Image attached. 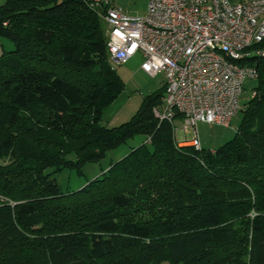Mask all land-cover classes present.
I'll return each mask as SVG.
<instances>
[{
	"label": "trees",
	"instance_id": "1",
	"mask_svg": "<svg viewBox=\"0 0 264 264\" xmlns=\"http://www.w3.org/2000/svg\"><path fill=\"white\" fill-rule=\"evenodd\" d=\"M109 3H111L109 1ZM94 0H4L0 41V264H264V56L233 139L176 141L146 96L118 126L124 84ZM255 49L264 50V45ZM146 141L78 190L57 175Z\"/></svg>",
	"mask_w": 264,
	"mask_h": 264
},
{
	"label": "built area",
	"instance_id": "2",
	"mask_svg": "<svg viewBox=\"0 0 264 264\" xmlns=\"http://www.w3.org/2000/svg\"><path fill=\"white\" fill-rule=\"evenodd\" d=\"M107 49L113 66L143 57L140 70L165 74L162 104L153 109L161 121L181 119L196 135L198 125L229 127L241 112L247 80L257 69L245 63L264 45V0H149L143 16H131L109 3Z\"/></svg>",
	"mask_w": 264,
	"mask_h": 264
},
{
	"label": "rangeland",
	"instance_id": "3",
	"mask_svg": "<svg viewBox=\"0 0 264 264\" xmlns=\"http://www.w3.org/2000/svg\"><path fill=\"white\" fill-rule=\"evenodd\" d=\"M118 8L131 16H143L147 12L148 0H111ZM101 29L106 36L108 25L104 18H100ZM13 48L11 42L7 40L0 41V53L3 50L9 51ZM264 51V50H263ZM110 60V58H109ZM111 62V61H110ZM143 57L139 53L133 59L121 66H115L116 74L124 84L123 91L117 99L103 111L102 124L106 127H118L130 121L134 115L140 110L143 100L146 96L153 95L162 90L165 83V74L161 73L157 77L152 78L140 71ZM112 64V62H111ZM113 65V64H112ZM257 85V80H247L245 89L241 97V105L244 107L252 98L254 88ZM241 114L234 117L229 127L209 124L198 125V138L201 147L214 151L227 142L231 141L236 133V130L241 122ZM175 137L178 142L191 141L195 138L194 131L190 128L185 129L181 119L174 121ZM146 141V137L137 136L130 140L127 144L115 149L101 160L99 163L87 164L83 168L84 174L78 175L75 170L66 169L57 175L58 183L61 189L66 192L68 190H78L86 185L87 181L99 176L103 171H106L110 164L116 162L132 148L138 147Z\"/></svg>",
	"mask_w": 264,
	"mask_h": 264
},
{
	"label": "crops",
	"instance_id": "4",
	"mask_svg": "<svg viewBox=\"0 0 264 264\" xmlns=\"http://www.w3.org/2000/svg\"><path fill=\"white\" fill-rule=\"evenodd\" d=\"M114 6H116L117 7V5L114 3V2H112L111 0H109ZM232 1H234V2H240V1H247V0H232ZM4 3V0H0V6L2 5ZM148 3H149V0H148ZM147 8H148V4H147ZM146 8V9H147ZM134 58V57H133ZM132 58V59H133ZM131 60V59H130ZM143 63V62H142ZM141 71V70H140ZM142 72V71H141ZM145 74V73H144ZM146 75V74H145ZM148 76V75H147ZM176 135V134H175ZM176 138V137H175ZM178 142V141H177ZM189 142L190 141H188V140H186L185 142H179L180 143V145H186V144H189Z\"/></svg>",
	"mask_w": 264,
	"mask_h": 264
}]
</instances>
